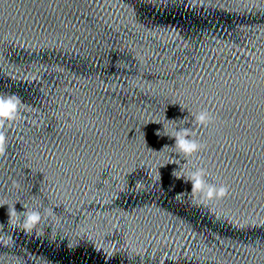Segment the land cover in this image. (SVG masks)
<instances>
[{"label":"clouds","instance_id":"obj_1","mask_svg":"<svg viewBox=\"0 0 264 264\" xmlns=\"http://www.w3.org/2000/svg\"><path fill=\"white\" fill-rule=\"evenodd\" d=\"M21 101L16 95H0V156H3L7 148L6 133L2 130L6 122L15 121L19 115ZM183 111V109H181ZM187 117L180 121H186ZM212 122L211 114L205 109L194 114L193 122L197 126H207ZM156 123V122H155ZM157 130V136H167L170 139L174 138L175 143L173 147L179 155H182L186 160L197 154L202 145L194 137L196 135L192 127L177 128L171 135ZM170 147L164 145V148ZM160 150V151H161ZM177 170H174L172 175L176 179H183L185 183L191 184L190 192L199 200V202H211L213 200L223 199L228 194V188L225 185L217 186L216 184L208 183L205 177L208 175L207 171L203 168H196L190 171L186 177L176 175ZM18 186V185H14ZM4 204H0V207ZM7 215L9 224L20 227L23 231L31 233L41 223L42 215L38 210H24L22 212L23 219L19 221L20 212L15 206L7 208ZM13 217H17L18 223H14ZM3 224H0L2 227Z\"/></svg>","mask_w":264,"mask_h":264}]
</instances>
